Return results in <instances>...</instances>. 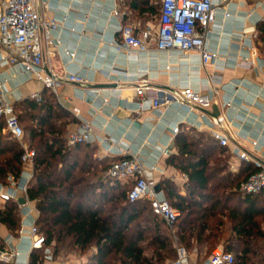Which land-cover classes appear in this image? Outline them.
Instances as JSON below:
<instances>
[{
	"label": "crops",
	"instance_id": "1",
	"mask_svg": "<svg viewBox=\"0 0 264 264\" xmlns=\"http://www.w3.org/2000/svg\"><path fill=\"white\" fill-rule=\"evenodd\" d=\"M144 2L138 0L135 6L133 0H119L120 15L116 16L114 0H49L47 16L62 18L66 14L68 19L67 27L54 33L58 45L46 53L45 69L60 76L67 71L77 72L87 81L65 80L54 94L20 66L0 64V78L8 79L6 87L11 99L20 103L31 99L30 94L35 91L48 100L54 97L75 118L67 126V137L82 120L89 121L95 128V136L88 143L96 148L95 154L100 159L111 163L122 157L120 147L137 152L148 166L156 167L152 171L156 184L167 178L182 193L188 177L168 162L177 153L175 143L181 131L212 136L214 121L222 116L230 131V142L223 146L222 155L228 157V170L237 174L246 163H252L240 158L236 148L264 158V72L261 70L264 0H229L219 6L216 23L206 38V46L219 52V58L207 64L196 53L161 51L154 44L146 51H118L114 42L121 40V26H131L136 33L147 26L158 27L161 0ZM37 5L43 11L41 0H37ZM68 50L74 55H69ZM142 82L152 87L146 92L148 101L192 85L210 93L212 105L203 109L174 102L139 111L136 87ZM114 87H117L115 92L111 90ZM176 127L178 131L174 130ZM165 147L171 150L168 156L162 152ZM160 191L165 195L162 188ZM19 193L25 197L23 192ZM20 209L23 224L28 228L39 215L36 202L28 200ZM0 238L5 247L20 246L16 264H28L33 251L28 234L14 236L6 225L0 224ZM188 249L191 264H202L212 252L198 245ZM83 258H54L52 254L48 259L45 254L42 264H82L88 260Z\"/></svg>",
	"mask_w": 264,
	"mask_h": 264
},
{
	"label": "trees",
	"instance_id": "2",
	"mask_svg": "<svg viewBox=\"0 0 264 264\" xmlns=\"http://www.w3.org/2000/svg\"><path fill=\"white\" fill-rule=\"evenodd\" d=\"M15 110L24 141L35 150L28 197L36 202V223L54 258L77 251L89 255L82 264H172L176 242L164 219L148 200H129L132 183L107 174L113 161L100 159L90 143L69 144L67 126L75 118L54 97L28 98L15 103ZM175 145L168 162L187 175L185 193L167 178L160 185L180 211L177 242L205 246L208 253L222 242L239 264H264V190H240L257 168L246 163L232 174L224 147L202 132L181 131ZM22 154L21 142L3 130L1 120L0 182L20 176ZM21 221L18 202L0 200V224L17 236ZM45 254V248L34 249L29 264H42Z\"/></svg>",
	"mask_w": 264,
	"mask_h": 264
},
{
	"label": "built area",
	"instance_id": "3",
	"mask_svg": "<svg viewBox=\"0 0 264 264\" xmlns=\"http://www.w3.org/2000/svg\"><path fill=\"white\" fill-rule=\"evenodd\" d=\"M119 0H114L113 14L120 15ZM229 0H161V13L156 29L147 26L139 33L133 27L121 26V40L114 45L120 52L146 51L152 44L158 50H178L184 54L196 53L203 64L214 62L219 58V52L206 46V38L211 27L216 23L218 8ZM43 11L37 5V0H0V64L20 66L24 71L32 74L45 88L54 94L58 93L63 81H76L85 83L87 80L77 72L67 71L60 76L52 70L45 69V56L51 48L58 45L54 33L67 27L68 16L62 18L47 16L45 10L49 8V0H41ZM228 14V12H225ZM262 65L264 72V39L262 40ZM46 46V50L44 48ZM71 56L74 52L67 51ZM246 60V59H244ZM7 78H0V121H3V130L10 133L21 142L23 147L22 172L18 178L8 177V183L0 182V200L17 201L20 193L25 194V203L30 200L28 187L34 176L35 150L25 141V130L19 121L15 110V102L11 99L6 87ZM152 87L148 82H142L136 87L139 96L138 110L148 107H159L174 102L184 103L191 108H209L212 105V96L202 92L192 85L182 86L165 96L157 95L155 98L146 97ZM117 91V87L111 89ZM32 99L42 100L39 91L30 94ZM76 113L78 111L76 110ZM210 133L222 146L230 142L229 127L225 119L219 116L214 121ZM178 131V127L174 128ZM95 128L89 121L82 120L68 136L69 144L88 143L94 140ZM107 143H112L109 138H104ZM256 144V141L253 142ZM122 157L113 161L108 169V175L120 181H130L128 198L131 201L146 199L155 214L164 219L171 229L176 242V257L172 264H191L192 255L186 245L178 243L175 234V223L180 216L178 208L173 206L162 191L156 190V181L153 178L155 166H148L140 154L119 148ZM240 158L251 161L257 168L240 184V190L246 194H256L264 190V158L255 157L249 152L236 148ZM163 154H171L169 147L162 150ZM33 168V169H32ZM25 203H19L21 207ZM20 237L29 235L32 240V250L45 248L46 258L51 259L49 247H45V235L39 231L36 222L26 228L23 221L18 230ZM20 255L18 244L10 247L0 246V264H16ZM30 262V259H29ZM28 262V264H29ZM202 264H239L236 255L224 249L223 245L216 246L209 257Z\"/></svg>",
	"mask_w": 264,
	"mask_h": 264
},
{
	"label": "rangeland",
	"instance_id": "4",
	"mask_svg": "<svg viewBox=\"0 0 264 264\" xmlns=\"http://www.w3.org/2000/svg\"><path fill=\"white\" fill-rule=\"evenodd\" d=\"M153 2H160V0H152ZM223 243L221 242L219 245H222ZM73 257V258H78V259H84L83 257H86L85 259H88V254H80L79 252H77V251H73V252H71V253H69L68 255H66L65 256V258L67 257Z\"/></svg>",
	"mask_w": 264,
	"mask_h": 264
},
{
	"label": "water",
	"instance_id": "5",
	"mask_svg": "<svg viewBox=\"0 0 264 264\" xmlns=\"http://www.w3.org/2000/svg\"><path fill=\"white\" fill-rule=\"evenodd\" d=\"M216 110H217V111H216V114L218 115V114H219V110H218L217 108H216ZM156 190H157V191H160V190H161V185H160V184H157V185H156ZM25 201H26V200H25L24 197H20L19 200H18V202L21 203V204H22V203H25Z\"/></svg>",
	"mask_w": 264,
	"mask_h": 264
}]
</instances>
